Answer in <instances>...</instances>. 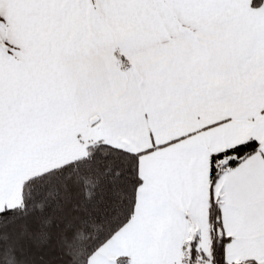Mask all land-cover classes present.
Returning <instances> with one entry per match:
<instances>
[{
    "label": "snow or ice",
    "instance_id": "snow-or-ice-1",
    "mask_svg": "<svg viewBox=\"0 0 264 264\" xmlns=\"http://www.w3.org/2000/svg\"><path fill=\"white\" fill-rule=\"evenodd\" d=\"M0 264H264V0H0Z\"/></svg>",
    "mask_w": 264,
    "mask_h": 264
}]
</instances>
